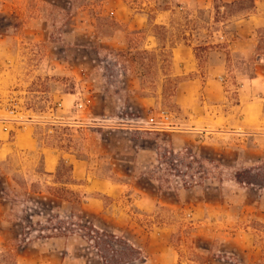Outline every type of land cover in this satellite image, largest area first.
Segmentation results:
<instances>
[{"label":"rangeland","instance_id":"obj_1","mask_svg":"<svg viewBox=\"0 0 264 264\" xmlns=\"http://www.w3.org/2000/svg\"><path fill=\"white\" fill-rule=\"evenodd\" d=\"M263 221L264 0H0V264H264Z\"/></svg>","mask_w":264,"mask_h":264},{"label":"crops","instance_id":"obj_2","mask_svg":"<svg viewBox=\"0 0 264 264\" xmlns=\"http://www.w3.org/2000/svg\"><path fill=\"white\" fill-rule=\"evenodd\" d=\"M258 80L259 79H254V80H252V82H256ZM23 144L24 143H21L20 145L23 146ZM31 147L34 148V144L33 143H32V146H30V148ZM52 164L54 165V169L53 170H50V167H51ZM45 167H46V171L49 172V173H52L55 170V163L53 162V154H49V153L46 154V156H45ZM73 168H74V172H75L76 167L73 166Z\"/></svg>","mask_w":264,"mask_h":264},{"label":"trees","instance_id":"obj_3","mask_svg":"<svg viewBox=\"0 0 264 264\" xmlns=\"http://www.w3.org/2000/svg\"><path fill=\"white\" fill-rule=\"evenodd\" d=\"M68 193H70V191H68ZM70 194H71L73 197H76L77 199H79L78 196H77L74 192H73V193L71 192ZM79 200H80V199H79Z\"/></svg>","mask_w":264,"mask_h":264},{"label":"built area","instance_id":"obj_4","mask_svg":"<svg viewBox=\"0 0 264 264\" xmlns=\"http://www.w3.org/2000/svg\"><path fill=\"white\" fill-rule=\"evenodd\" d=\"M11 115H15V111H12V112H11Z\"/></svg>","mask_w":264,"mask_h":264}]
</instances>
